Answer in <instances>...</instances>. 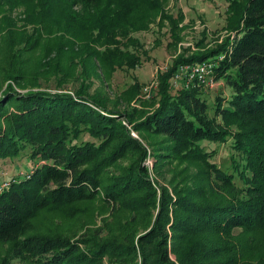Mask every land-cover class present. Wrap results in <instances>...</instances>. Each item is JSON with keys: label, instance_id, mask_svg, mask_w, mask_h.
Masks as SVG:
<instances>
[{"label": "trees", "instance_id": "1", "mask_svg": "<svg viewBox=\"0 0 264 264\" xmlns=\"http://www.w3.org/2000/svg\"><path fill=\"white\" fill-rule=\"evenodd\" d=\"M228 2L226 27L232 35L204 52L179 54L158 75L157 106L135 121L128 110L110 106L107 95L84 86L72 92L17 89L15 84L24 85L22 61L11 58L3 70L9 82L0 96V159L26 150L32 165L0 191V243L8 244L3 261L239 264L247 254L242 235L264 238V0ZM61 4L87 34V49L102 38L118 64L129 69L140 65L141 54L119 47L132 41L146 54L131 30L145 26L154 12L169 18L174 43L179 39L178 20L165 14L160 0ZM204 61L215 63L214 80L223 79L230 88L229 96H217L214 105L202 97L205 84L174 81L180 64ZM132 129L167 139L154 152L158 173L166 156L196 160L205 166L206 179H200L205 182L175 184L170 190L151 178L148 147ZM230 138L244 160L242 165L233 160L236 174L213 162L214 151L203 147L205 141ZM97 198L133 211L147 227L124 236L73 237L36 222L47 209Z\"/></svg>", "mask_w": 264, "mask_h": 264}, {"label": "rangeland", "instance_id": "2", "mask_svg": "<svg viewBox=\"0 0 264 264\" xmlns=\"http://www.w3.org/2000/svg\"><path fill=\"white\" fill-rule=\"evenodd\" d=\"M160 1L165 14L178 20L180 37L174 43L173 24L160 12H154L145 26L131 30V36L140 41L147 53H142L132 41H126L119 47L129 53L141 54L142 62L136 69L120 66L117 55L110 53L111 45H107L102 38L87 49V34L67 18L61 0H24L15 6L7 2L0 4V96L9 82L5 81L3 70L12 58L14 62L22 61L19 64L24 73V85L21 88L15 84L19 90L72 92L84 86L92 93L107 95L110 106L128 110L134 121L142 118L157 106L159 73L167 70L179 54L188 56L204 52L232 35L226 27L228 0ZM79 9V6L75 7V10ZM181 13L184 14L182 20ZM201 94L210 105H214L217 96H229L230 88L223 79L213 80L205 84ZM209 114L213 115V109ZM123 121L132 127V124ZM132 133L148 147L146 164L151 178L159 180L170 190L175 184L185 186L193 181L197 184L205 182L200 180L206 179L205 166L196 160L166 156L164 158L168 161L161 164L162 171L158 173L154 167V152L167 139L161 134L142 133L134 129ZM231 140L205 141L203 147L214 151L213 162L226 172L236 174L233 160L241 165L244 160L241 154L234 152ZM27 152L25 150L15 158L0 159L1 187L12 178L29 172L32 162ZM134 214L131 210L97 198L47 209L36 222L73 237L124 236L134 230L140 233L147 227L145 219ZM242 236L247 254L239 264H264L263 235ZM7 247L8 244L0 243V264H19L18 259L10 263L3 261Z\"/></svg>", "mask_w": 264, "mask_h": 264}, {"label": "built area", "instance_id": "3", "mask_svg": "<svg viewBox=\"0 0 264 264\" xmlns=\"http://www.w3.org/2000/svg\"><path fill=\"white\" fill-rule=\"evenodd\" d=\"M214 64L215 63L211 61L180 64L179 68L177 69L174 75L175 84L189 85L194 82L202 83V84L212 83L214 80L213 78ZM8 184L9 183H7L5 186L2 187L0 186V191Z\"/></svg>", "mask_w": 264, "mask_h": 264}]
</instances>
